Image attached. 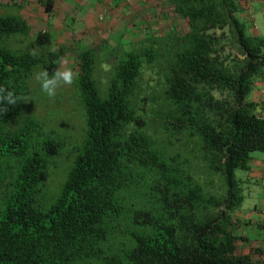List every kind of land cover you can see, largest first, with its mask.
I'll list each match as a JSON object with an SVG mask.
<instances>
[{
	"label": "trees",
	"instance_id": "trees-1",
	"mask_svg": "<svg viewBox=\"0 0 264 264\" xmlns=\"http://www.w3.org/2000/svg\"><path fill=\"white\" fill-rule=\"evenodd\" d=\"M162 1L184 31L76 49L52 106L74 115L56 123L35 73L65 46L0 0V85L29 99L0 118V264H264L238 253L235 219L251 183L235 171L264 152L249 99L264 36L245 33L237 0Z\"/></svg>",
	"mask_w": 264,
	"mask_h": 264
},
{
	"label": "rangeland",
	"instance_id": "rangeland-1",
	"mask_svg": "<svg viewBox=\"0 0 264 264\" xmlns=\"http://www.w3.org/2000/svg\"><path fill=\"white\" fill-rule=\"evenodd\" d=\"M9 1L3 0V4L9 3ZM14 1L18 6L22 5L20 10L9 9L8 6L3 8L1 13H18L34 31L50 33L56 45L65 46L66 55L64 58L74 71L76 69V49H100L102 42L106 40L108 45L113 47L117 54H120L136 47L139 40L146 37L149 32L158 36L174 30L181 32L185 29V26L173 16L162 0H97V4L87 11L88 15L73 14L74 10L78 13L87 8L89 4H86L87 2L84 0H52L51 15L46 14L40 0ZM245 16L248 18L245 21V33L257 35V28L259 30L257 17L253 19V15ZM261 30L260 27V32H262ZM112 59L110 60L112 61ZM69 90L70 87L61 88L55 99H49L44 94L48 99L49 104L47 105L51 106L49 110L52 111V106L56 104V98H61L60 96H63L64 93V96L69 95ZM251 98L252 94L249 96V99ZM54 111L47 119L56 123L67 118L72 121L74 111L69 109L64 115L57 112L56 108ZM60 114L61 117H59ZM69 124L71 123L69 122ZM250 156L251 170L248 172L235 171L237 178L251 180V183L245 185V199L242 208L257 204V173L254 172L257 171V159H264V152L254 151ZM262 184L264 185V183Z\"/></svg>",
	"mask_w": 264,
	"mask_h": 264
},
{
	"label": "crops",
	"instance_id": "crops-1",
	"mask_svg": "<svg viewBox=\"0 0 264 264\" xmlns=\"http://www.w3.org/2000/svg\"><path fill=\"white\" fill-rule=\"evenodd\" d=\"M84 1L87 2L86 4H89L87 8L78 13L74 10L73 14L88 15L87 11L98 2L97 0ZM237 1L241 9L239 13L240 18L243 21H247L248 18L245 15H253V19L257 17V25L259 26V30L257 28V35L264 36V0ZM45 11L47 15L52 14L51 10ZM69 18L71 17L69 16ZM260 27L262 28V32H260ZM251 100L258 105L259 111L264 114V80L257 82ZM254 173H257V204L241 208V211L235 215V219L238 221L237 232L244 238V241L239 243L238 253L250 254L253 260L264 262V185L262 184L264 183V159H257V171Z\"/></svg>",
	"mask_w": 264,
	"mask_h": 264
},
{
	"label": "clouds",
	"instance_id": "clouds-1",
	"mask_svg": "<svg viewBox=\"0 0 264 264\" xmlns=\"http://www.w3.org/2000/svg\"><path fill=\"white\" fill-rule=\"evenodd\" d=\"M48 50L53 55L58 51L55 46ZM31 54L35 55V50H32ZM54 63L58 67L51 73L47 69H41L35 73V80L39 83L41 91L49 99H55L58 90L63 87H71L77 80V73L68 66V61L63 56H57ZM21 101L27 102L29 99L26 96H18L13 90L0 85V118L9 111L7 106H16Z\"/></svg>",
	"mask_w": 264,
	"mask_h": 264
}]
</instances>
